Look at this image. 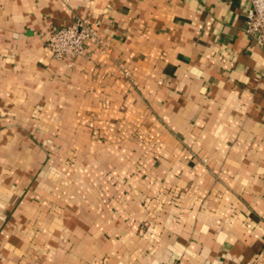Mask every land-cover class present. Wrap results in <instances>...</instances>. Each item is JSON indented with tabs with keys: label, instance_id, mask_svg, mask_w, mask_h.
I'll list each match as a JSON object with an SVG mask.
<instances>
[{
	"label": "crops",
	"instance_id": "1",
	"mask_svg": "<svg viewBox=\"0 0 264 264\" xmlns=\"http://www.w3.org/2000/svg\"><path fill=\"white\" fill-rule=\"evenodd\" d=\"M248 2L0 0V264H264Z\"/></svg>",
	"mask_w": 264,
	"mask_h": 264
},
{
	"label": "built area",
	"instance_id": "2",
	"mask_svg": "<svg viewBox=\"0 0 264 264\" xmlns=\"http://www.w3.org/2000/svg\"><path fill=\"white\" fill-rule=\"evenodd\" d=\"M246 19L247 33L264 47V0H249ZM87 43L105 45L98 25L77 19L71 25L54 30L47 46L55 59L69 60L72 65L73 59L84 55Z\"/></svg>",
	"mask_w": 264,
	"mask_h": 264
}]
</instances>
